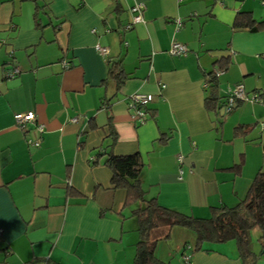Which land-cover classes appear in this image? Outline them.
Returning a JSON list of instances; mask_svg holds the SVG:
<instances>
[{
	"label": "crops",
	"instance_id": "1",
	"mask_svg": "<svg viewBox=\"0 0 264 264\" xmlns=\"http://www.w3.org/2000/svg\"><path fill=\"white\" fill-rule=\"evenodd\" d=\"M136 3L144 21L126 31ZM242 14L263 22L264 0H0V264H134L141 203L126 205L104 161L91 163L111 142L110 118L114 154L142 156L147 200L209 218L246 198L264 171V29L239 27ZM174 42L188 54L171 55ZM221 60L228 64L212 110L205 77ZM115 62L128 75L120 89L109 77ZM13 67L20 74L6 78ZM237 85L263 102L225 116L226 92ZM136 94L154 97L143 125L132 119ZM28 112L36 121L18 126L15 115ZM240 126L253 129L238 136ZM195 245L194 233L176 227L156 257L242 264L235 241Z\"/></svg>",
	"mask_w": 264,
	"mask_h": 264
},
{
	"label": "trees",
	"instance_id": "2",
	"mask_svg": "<svg viewBox=\"0 0 264 264\" xmlns=\"http://www.w3.org/2000/svg\"><path fill=\"white\" fill-rule=\"evenodd\" d=\"M242 17L244 19L242 18L243 21L238 22L239 27H247L252 32L264 29V21L258 23L247 14H242ZM217 64L219 65L218 70L225 71L227 69V61L221 60ZM109 77L116 81L118 89L128 79V75L120 62L110 65ZM218 79L215 71L206 74L205 81L210 88V95L205 100L208 109L216 110L221 100L218 94ZM259 95L263 97L261 94ZM111 102L112 98H104L102 105L104 108L110 109ZM242 103H239L238 108ZM225 104L226 101L220 108L223 109ZM144 110L147 115L149 111L147 108ZM109 129L110 144L102 147L91 163L96 165L100 160L104 161V164L112 172L113 187L126 190V205L141 203V207L133 213L139 222L138 232L140 236L136 246L134 264H168L156 257V247L159 241L169 240L172 229L176 227L194 233L196 236L195 251L202 250L205 244H224L235 241L242 264H257L259 256L254 252L252 234L254 231H258V243L261 246V253L264 254V171H259L256 174L246 198L236 206L213 208L209 218L185 215L175 210L163 208L155 200L146 199V192L141 181V173L144 168L142 156L138 153L116 156L112 147L118 138L113 130L111 118ZM252 129L249 126H240L236 129L235 134L238 136L247 135ZM69 193L70 196L75 195L71 188Z\"/></svg>",
	"mask_w": 264,
	"mask_h": 264
},
{
	"label": "built area",
	"instance_id": "3",
	"mask_svg": "<svg viewBox=\"0 0 264 264\" xmlns=\"http://www.w3.org/2000/svg\"><path fill=\"white\" fill-rule=\"evenodd\" d=\"M131 1V0H127ZM145 6L143 4L136 3L131 9L130 12L132 14L131 23L128 24L125 29L126 31H129L132 29L133 25L142 23L144 21L143 19V12H144ZM180 25V22H178ZM99 52L106 56L108 55L109 51L106 48H98ZM189 52V48L185 46L184 44H181L179 42H174L172 44L170 53L174 56H186ZM13 54L11 53V57ZM62 66L64 69H70L71 64L67 61L62 62ZM20 69L17 67H13L10 70H7L6 72V78H15L20 74ZM223 74V71L216 70L215 75L219 78ZM207 88V84L205 85ZM162 89L165 88V86H161ZM154 100V97L151 95H144V94H136L133 95L130 98V107L134 110V114L132 116V119L135 123L143 125L146 122L147 115L145 113L144 108H147V106L152 103ZM240 102H250V103H262L263 99L259 94H252L248 95L245 92L243 85H237L233 88H229L226 92V104L224 105L222 109L223 115H228L232 112H234L237 108ZM36 121V114L34 112H28V113H20L15 115V122L18 126L23 127L28 123L35 122ZM39 130L41 133L44 132L43 126L39 127ZM28 144L30 146L39 147L41 145L40 140H29ZM184 158L182 156L179 157V162L183 163ZM2 234V230H0V235ZM184 264H194L192 260V255H185L184 256Z\"/></svg>",
	"mask_w": 264,
	"mask_h": 264
},
{
	"label": "rangeland",
	"instance_id": "4",
	"mask_svg": "<svg viewBox=\"0 0 264 264\" xmlns=\"http://www.w3.org/2000/svg\"><path fill=\"white\" fill-rule=\"evenodd\" d=\"M250 103V102H249ZM258 234V231L256 232Z\"/></svg>",
	"mask_w": 264,
	"mask_h": 264
}]
</instances>
